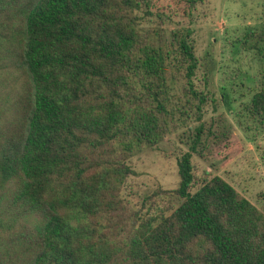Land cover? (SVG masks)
Masks as SVG:
<instances>
[{"label": "trees", "instance_id": "obj_1", "mask_svg": "<svg viewBox=\"0 0 264 264\" xmlns=\"http://www.w3.org/2000/svg\"><path fill=\"white\" fill-rule=\"evenodd\" d=\"M182 1L187 13L200 0ZM153 2L0 0L27 75L5 122L13 140L0 147V184L13 179L12 202L36 219L23 238L30 264H264V213L220 175L193 172L209 95L194 82L192 29L162 27L169 16ZM243 44L259 75L247 109L263 122L264 21ZM182 126L179 183L160 189L177 203L129 207L126 158Z\"/></svg>", "mask_w": 264, "mask_h": 264}, {"label": "rangeland", "instance_id": "obj_2", "mask_svg": "<svg viewBox=\"0 0 264 264\" xmlns=\"http://www.w3.org/2000/svg\"><path fill=\"white\" fill-rule=\"evenodd\" d=\"M183 3L154 0L152 9L165 11L169 16L161 23L162 27L187 25L192 29L198 57L194 82L209 95L201 119L206 141L203 154L192 152L193 172L198 182L220 175L264 213V121L253 117L247 109L251 94L259 85L258 63L253 50L243 44L245 33L264 21V0H200L187 13ZM6 14L10 15L8 12L4 15L3 9L0 11L1 23L5 21L15 28V21L8 22ZM157 23L147 21L144 26L153 27ZM2 32L6 37L0 38V109L4 108L0 112V147L13 140L5 122L11 116V107L16 106L13 102L25 97L27 80L9 41L14 36L7 27L5 30L0 27ZM189 133L190 127L173 128L157 143L146 145L126 158L135 170L122 187L129 207L153 212L177 203L173 192L160 189L177 187V158L188 149ZM2 183L0 264H30L23 238H29L25 230L33 228L36 219L12 202L9 193L13 179Z\"/></svg>", "mask_w": 264, "mask_h": 264}]
</instances>
